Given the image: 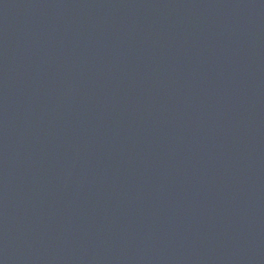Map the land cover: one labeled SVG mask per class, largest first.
Returning a JSON list of instances; mask_svg holds the SVG:
<instances>
[{
    "label": "water",
    "instance_id": "water-1",
    "mask_svg": "<svg viewBox=\"0 0 264 264\" xmlns=\"http://www.w3.org/2000/svg\"><path fill=\"white\" fill-rule=\"evenodd\" d=\"M0 264H264V0H0Z\"/></svg>",
    "mask_w": 264,
    "mask_h": 264
}]
</instances>
